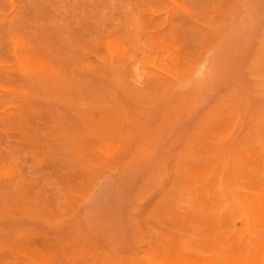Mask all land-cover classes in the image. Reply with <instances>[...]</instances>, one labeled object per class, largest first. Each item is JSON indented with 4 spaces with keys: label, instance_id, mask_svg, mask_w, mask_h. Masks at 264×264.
I'll list each match as a JSON object with an SVG mask.
<instances>
[{
    "label": "rangeland",
    "instance_id": "1",
    "mask_svg": "<svg viewBox=\"0 0 264 264\" xmlns=\"http://www.w3.org/2000/svg\"><path fill=\"white\" fill-rule=\"evenodd\" d=\"M263 213L264 0H0V264H264Z\"/></svg>",
    "mask_w": 264,
    "mask_h": 264
},
{
    "label": "bare ground",
    "instance_id": "2",
    "mask_svg": "<svg viewBox=\"0 0 264 264\" xmlns=\"http://www.w3.org/2000/svg\"><path fill=\"white\" fill-rule=\"evenodd\" d=\"M110 43H111V42H110ZM250 190H251V189H250ZM261 213H262V212H261ZM263 214H264V213H263ZM256 241H257V240H256ZM258 241H259L260 244H263V243H264V241H262V240H259V239H258ZM258 241H257V242H258Z\"/></svg>",
    "mask_w": 264,
    "mask_h": 264
}]
</instances>
